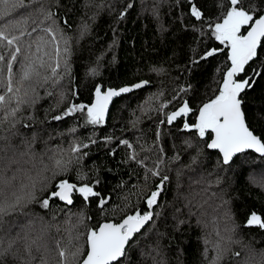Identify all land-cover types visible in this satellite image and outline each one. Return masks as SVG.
Wrapping results in <instances>:
<instances>
[{
  "label": "trees",
  "instance_id": "16d2710c",
  "mask_svg": "<svg viewBox=\"0 0 264 264\" xmlns=\"http://www.w3.org/2000/svg\"><path fill=\"white\" fill-rule=\"evenodd\" d=\"M249 3L264 8L261 0H244ZM24 4L0 20V31L24 32L13 62V92L0 85L6 96L0 106V203L5 197L11 202L13 191H32L30 178L43 183H37L34 199L0 220V249L16 241L0 264H64L61 249L67 264H79L83 256L72 253L87 251L90 229L150 210L152 218L129 240L120 264H259L264 228L247 220L252 213L264 218V156L246 150L225 164L219 151L207 147L210 130L200 137L184 128L219 94L231 66L230 48L213 34L228 0ZM191 4L201 19L191 15ZM5 43L0 54L7 55L12 48ZM28 65L35 71L24 80ZM0 68L6 83L3 62ZM234 79L249 80L238 98L248 126L264 141V46ZM141 81L140 88L113 98L101 123L90 122L87 108L97 87ZM185 101L192 111L169 124L167 116ZM65 180L98 195L85 200L73 191L71 204L52 198L43 207L41 201ZM154 191L159 195L149 207ZM37 237L42 239L29 248Z\"/></svg>",
  "mask_w": 264,
  "mask_h": 264
},
{
  "label": "snow or ice",
  "instance_id": "6c2138e0",
  "mask_svg": "<svg viewBox=\"0 0 264 264\" xmlns=\"http://www.w3.org/2000/svg\"><path fill=\"white\" fill-rule=\"evenodd\" d=\"M10 3L11 8L8 9L7 6ZM0 4L5 6V11L0 13V20L5 19L7 16H11L18 8L25 7L24 0H0ZM261 4H264V0H261ZM190 13L196 19L202 18V12L195 4L190 5ZM218 19L221 20V22L214 25L213 34L221 44H227L231 49L229 55L231 66L224 76L219 94L214 99L204 103L198 110L199 115L196 123L192 125L185 123L184 128L195 129L200 137H204L208 130L214 133L215 136L211 139V143L207 144V147L219 149V151L223 153L224 163L227 164L236 153L243 152L245 149H254L256 152L264 155V141L254 135L253 131L247 126L244 113L241 110V100L238 98L245 87L250 86L249 80L237 81L234 79L237 74L244 72L245 65L257 56L258 46H264V8H258L251 3L245 6L244 0H228L227 10L224 11ZM11 22L12 21H8V23ZM5 27H7V23ZM242 29H244V33L246 34L242 33ZM33 31H35V29H33ZM45 31H50V29H45ZM23 35L24 32H20V36H10L6 34L5 31H0V42H6L4 46L12 48V51L7 53V55L0 54V62H3L7 71L6 83L0 81V85L5 86L8 93L13 92V62L17 61V54L21 51L19 42L20 37ZM65 51H67V49H65ZM212 54V51L207 53L208 56ZM58 56L59 50L57 49V57ZM58 67L59 60L57 59L56 66L52 68L53 73H55ZM3 71L4 69L0 68V74H2ZM34 71L35 69L33 66L28 65L23 72V79H30ZM37 75H39L38 72ZM45 79H47V77H45ZM141 86L142 84H136L132 87L140 88ZM131 90L130 87H123L118 91L109 89L102 94L100 88L97 87L95 93L96 102L87 109L90 122L93 124L101 123L111 98L120 95L122 92H129ZM15 91L19 92V88ZM14 98L15 97H10L9 100ZM5 103L6 96L0 95V106H3ZM84 107V105L74 106L75 109H83ZM18 111L19 107L12 108L10 115L15 117ZM71 111H73L72 108L68 110V113L70 114ZM190 111H192V109L189 107L188 102L185 101L177 111L167 116V122L171 124L177 117L187 115ZM5 119H7V116ZM54 119L59 120L61 117L56 116ZM124 143L127 144V141H124ZM84 147H87V145H84ZM73 150L79 151V148L77 147ZM59 163L60 162L57 161L58 165ZM30 179L32 191H24L23 189L20 191H13L11 192V202H9V197H5L3 203H0V220L22 203L35 198L36 185L37 183H43V181H40L38 178ZM164 179H167V177ZM55 187L57 190L52 191L48 197L41 201L43 207H48L49 200L52 198H58L61 201H66L68 204H71V195L73 191H78L85 200L90 196L98 195V193L94 192L92 187L88 185L77 188L76 185L66 180L60 181ZM0 195H2V193H0ZM158 195L159 193L155 191L151 193L150 198L147 200L149 207L156 203ZM100 203L102 206L105 201L101 200ZM151 218V212H145L143 215L137 212L135 215L127 216L121 223H105L99 226L98 230L90 229L85 239L87 251L84 252L82 248H77L76 252L72 253V255L73 257L78 255L83 256L79 264H120L121 258L126 254V245L133 234L138 232ZM247 225H258L264 228V218H261V216L256 213H252L247 220ZM40 239H42V237H37L36 240L29 241L28 247L31 248V245L37 244ZM15 243V240H9L8 247L0 249V255H5L10 252ZM57 247H59V242H57ZM58 255L63 258L64 264H67L66 251L61 249ZM237 255H239V253H237ZM261 257L262 259L259 264H264V253L261 254Z\"/></svg>",
  "mask_w": 264,
  "mask_h": 264
},
{
  "label": "water",
  "instance_id": "95a60500",
  "mask_svg": "<svg viewBox=\"0 0 264 264\" xmlns=\"http://www.w3.org/2000/svg\"><path fill=\"white\" fill-rule=\"evenodd\" d=\"M142 83H144L143 81H141V82H137L136 84H142ZM136 84H133V85H136ZM133 85H131V86H127V87H130L131 89H135V87H132ZM121 88H123V87H121ZM121 88H117V89H115V90H119V89H121ZM109 89H106V90H104V91H101V93L103 94V93H105V92H107ZM114 97H116V96H114ZM114 97H112L111 98V100H110V102L108 103V106H107V108L109 107V105L111 104V102H112V100H113V98ZM95 101H94V103L96 102V97H95V99H94ZM241 110H242V112H243V109H242V105H241ZM244 113V112H243ZM245 116V115H244ZM245 121H246V119H245ZM246 124H247V121H246ZM247 126H248V124H247ZM249 127V126H248ZM249 129L251 130V131H253L250 127H249ZM253 134L254 135H256L257 137H259V135L258 134H256L254 131H253ZM214 136H215V134L214 133H212V135H211V138L209 139V142H208V144L209 143H211V139H213L214 138ZM260 138V137H259ZM212 149V148H211ZM213 150H217V151H219V149H213ZM246 150H251V151H253V152H255L256 154H258V155H260V156H264V155H262V154H260V153H258V152H256L254 149H245L244 151H246ZM220 152V151H219ZM221 153V152H220ZM222 154V156H223V153H221ZM237 154V153H236ZM71 184H74V185H76L75 183H71ZM149 212H151L152 213V215H153V211L152 210H150ZM141 215H143V214H141ZM127 216H129V215H126V216H124V217H122L120 220H118V221H114V220H103V221H101L100 223H99V225L97 226V228H96V230H98V228H99V226H101V225H103V224H105V223H121L122 221H123V219H125ZM149 221V220H148ZM147 221V222H148ZM146 222V223H147ZM145 223V224H146ZM144 224V225H145ZM143 225V226H144ZM142 226V227H143ZM141 227V228H142ZM140 228V229H141ZM135 234V233H134ZM134 234H133V236H134ZM132 236V237H133ZM131 237V238H132ZM127 246V245H126ZM83 259V258H82ZM81 259V260H82Z\"/></svg>",
  "mask_w": 264,
  "mask_h": 264
},
{
  "label": "rangeland",
  "instance_id": "374dc122",
  "mask_svg": "<svg viewBox=\"0 0 264 264\" xmlns=\"http://www.w3.org/2000/svg\"><path fill=\"white\" fill-rule=\"evenodd\" d=\"M242 33H244V32L242 31ZM244 34H246V33H244ZM230 50H231V49H230ZM182 105H183V104H182ZM182 105H181V106H182ZM181 106H180V107H181ZM89 107H91V106H89ZM89 107H88V108H89ZM180 107H179V108H180ZM88 108H87V109H88ZM179 108H177L175 111H177ZM173 112H174V111H173ZM39 149H40V148H39ZM40 151H41V149H40ZM11 162H12V158H9V164H10Z\"/></svg>",
  "mask_w": 264,
  "mask_h": 264
}]
</instances>
